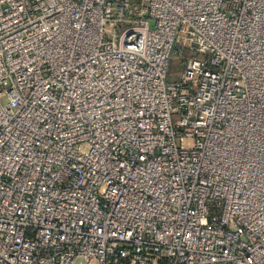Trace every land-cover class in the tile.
<instances>
[{"label": "built area", "instance_id": "1", "mask_svg": "<svg viewBox=\"0 0 264 264\" xmlns=\"http://www.w3.org/2000/svg\"><path fill=\"white\" fill-rule=\"evenodd\" d=\"M77 260L264 264V0H0V264Z\"/></svg>", "mask_w": 264, "mask_h": 264}, {"label": "rangeland", "instance_id": "2", "mask_svg": "<svg viewBox=\"0 0 264 264\" xmlns=\"http://www.w3.org/2000/svg\"><path fill=\"white\" fill-rule=\"evenodd\" d=\"M183 66L181 64V59L178 57L172 58L171 65L169 66L168 73H167V79L168 81L174 82L179 77V74L182 70ZM77 264H85L82 260H77Z\"/></svg>", "mask_w": 264, "mask_h": 264}]
</instances>
